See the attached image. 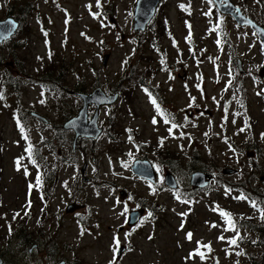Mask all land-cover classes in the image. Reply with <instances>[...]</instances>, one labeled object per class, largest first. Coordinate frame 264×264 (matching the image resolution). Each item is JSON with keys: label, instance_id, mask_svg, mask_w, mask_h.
I'll return each mask as SVG.
<instances>
[{"label": "rangeland", "instance_id": "obj_1", "mask_svg": "<svg viewBox=\"0 0 264 264\" xmlns=\"http://www.w3.org/2000/svg\"><path fill=\"white\" fill-rule=\"evenodd\" d=\"M261 1L244 6L264 27ZM134 3L0 0V20L17 13L25 17L16 44L0 45L2 264H260L264 259V45L229 18L224 20L227 39L220 36L223 26L215 21L221 16L211 0H161L157 38L143 36L147 30H133ZM103 55H108L104 65ZM15 57L24 61L23 80L17 83L7 77L8 72L17 77ZM232 58L239 60L240 73ZM130 68L139 80L131 86L123 80ZM52 77L64 92L47 89V100L35 104L42 92L38 81ZM97 87L118 97L97 109L102 133L77 140L75 151L74 133L55 131L29 115L36 112L60 125L82 103L71 91ZM18 108L28 132L17 131ZM94 113L90 105L88 116ZM173 123L179 127L170 134ZM44 138L49 145H43ZM28 139L40 158H48L43 210ZM134 156L152 163L155 186L131 173ZM193 171L211 175L206 188L190 185ZM172 172L176 189L162 178ZM246 175L255 208V200L237 199L242 194L236 187ZM69 203L75 205L72 212L65 209ZM136 209H142V217L128 226L127 214ZM222 211L232 213L235 231L224 230ZM237 232L242 239L232 245ZM120 245L124 249L117 256Z\"/></svg>", "mask_w": 264, "mask_h": 264}, {"label": "water", "instance_id": "obj_2", "mask_svg": "<svg viewBox=\"0 0 264 264\" xmlns=\"http://www.w3.org/2000/svg\"><path fill=\"white\" fill-rule=\"evenodd\" d=\"M160 0H137L135 4L134 9V16H133V29L135 31H142L145 29L146 24L149 22V20L152 18L155 8ZM220 0H215V2L218 4L219 9L227 14L232 15V17L236 20V22L240 25H250L253 27L258 34H260V38L264 41V32L261 28L257 27L256 24L244 16L240 10L236 7H234L229 1L226 0V4L219 5ZM224 6V7H223ZM223 7V9H222ZM227 7V8H226ZM15 24V27H11V23ZM17 23L15 20L11 17H7L4 20L0 21V42L3 40L9 38L14 31L16 30ZM108 59V55H104L103 57V63ZM239 66V65H238ZM240 69V68H239ZM241 71V70H239ZM78 95L81 97L83 105L76 117H73L72 119L68 120L64 125V129H72L75 132V141L78 137H86V138H97V136L101 132V128L97 125V109L103 105V104H111L113 103L118 96V93L115 91L112 94L106 95L101 88H95L90 93H78ZM89 104L95 105V113L93 117L88 121L87 120V108ZM84 170V167L81 169V171ZM131 172L141 178H145L150 180L151 182L155 181V173L152 169V166L149 161L146 159L143 160H135L133 164L131 165ZM210 174H206L201 171H193L190 175V185L194 186L195 188H205L207 187L209 183ZM165 183L171 187H176V181L172 174H166ZM71 207L68 208L70 210ZM142 210L136 209L132 210L128 214V224L134 225L138 222V220L141 217ZM121 228H117V232L120 231ZM123 247L120 246L117 251V255H120L123 251ZM1 264V261H0ZM57 264H65L64 261H61Z\"/></svg>", "mask_w": 264, "mask_h": 264}, {"label": "flooded vegetation", "instance_id": "obj_3", "mask_svg": "<svg viewBox=\"0 0 264 264\" xmlns=\"http://www.w3.org/2000/svg\"><path fill=\"white\" fill-rule=\"evenodd\" d=\"M240 8L242 9V11L244 12L245 15L249 16L248 11L246 10V7L245 6H240ZM14 44H16V38L14 39ZM13 62L15 64L16 69H13L12 71L15 72L13 74H15L17 77H15V76L12 75L11 78H10V80L12 82L17 83L19 80H23L22 72L20 71L19 67L22 65V62H24V61H20L17 57H15L13 59ZM47 79L49 80V82H46V81H38V84L37 85H40V90L42 92H40V94L37 95L38 96V100H36V103L35 104L43 105V103L47 100V95H46V92H45L47 89L49 90V89L56 88L57 90H59L61 92H64L63 91V88L60 86V83H59V79L58 78H53L52 77V78H47ZM77 82H79V80ZM75 92H77V91H71V93L73 95H75ZM41 101H43V103H41ZM80 107L81 106H79V108ZM29 115L30 116H34L37 121L41 122L45 126L51 128V129H53L55 131L63 130V123L67 119H69L70 117H72V116H70L69 118H67L60 125H55V123H49L48 119L45 116L41 115V114H40V116L43 117V120L44 121L41 120L39 116L33 115L32 112H29ZM14 116H15L14 119H15V122H16L17 126H20V127L22 126L23 128H27V125L25 123L24 117L22 116L21 110L19 108L15 111ZM46 159L48 160V158H46ZM46 159L43 158V157H41V158H38L36 160V164L31 163V165L32 166H35L37 168V170H38L37 171V174H36V178H32V180L35 181L38 176L40 178L39 179V183H38V187H39V195H38V197H39V199L41 201V206H42V209L41 210H43L44 207L48 204L47 201H46V196H45V195H47V192H45V189H44V183H45L44 182V174H45V171H48V168L45 167V165H46ZM54 161L57 162V165L62 164L61 161L58 160V159L57 160H54ZM69 205L71 206L70 211L72 212L75 209V205L72 204V203H69L67 206H69ZM25 215H26V218H28V219L32 217L29 212H26ZM15 217H17V216H15ZM40 224H41V221H40ZM22 236H24V235H22ZM21 241L23 242V240H21ZM65 264H66V262H65Z\"/></svg>", "mask_w": 264, "mask_h": 264}, {"label": "snow or ice", "instance_id": "obj_4", "mask_svg": "<svg viewBox=\"0 0 264 264\" xmlns=\"http://www.w3.org/2000/svg\"><path fill=\"white\" fill-rule=\"evenodd\" d=\"M97 2H98V4H99V0H97ZM181 7L184 8V5H181ZM10 23H11V22H10ZM11 27L14 28V27H15V24H14V23H11ZM189 27H190V26H189ZM218 43H219V41H218ZM145 91H147V89H145ZM149 95H150V97H151V93H149ZM151 102L156 106L158 112H160L161 115H165V113L163 112V110L160 109V105L157 103V100H156L154 97L152 98ZM41 103H43V101H41ZM168 122H169V119L166 117V119H165V123H168ZM153 123H156V119H155V118H153ZM176 127H179V125H176L175 123H173V124L171 125V127L169 128V133L171 134L172 129H173V128H176ZM243 130H244V129H241V131H243ZM21 131H23V127H22V126H21ZM181 135H183V133H181ZM262 135H264V134H262ZM25 139H27V137H25ZM129 139H131V137H129ZM161 143H162V141H161ZM26 151L29 153V156L31 157V156H32V146L29 145V147L26 149ZM31 163L36 164V160H35V159H32V160H31ZM17 165H18V169H19V160L17 161ZM125 166H126V165H125ZM26 174H27V172H26ZM39 179H40V178H39V176H38V177H37V181H38V182H39ZM30 188H31V185H30ZM177 198H179V197H177ZM237 199H247V197H245V196H241V197H237ZM251 206L255 208V207H257V203H256L255 201H252V202H251ZM29 207H30V202H29ZM260 211H261V216H262V218H264V209H260ZM17 215H18V214H17ZM148 215L151 216L152 214L149 213ZM181 215H182V216H187L188 213H181ZM221 215H222L223 218L226 219V222H227V225H228V227L225 228L224 230H225V231H228V230H233V231H235V230H236V225H235V221H234V219H233V215H232V213L227 212V211H222V212H221ZM212 226H213V227H216L215 224H213ZM181 227H183V225H181ZM82 234H83V230L81 231V235H82ZM191 236H192V234H191V233H188V238H189V239L191 238ZM149 238L151 239V237H149ZM219 239L223 240V239H225V237H224V236H220ZM238 239H242V237L239 236V232H237V233H236V236H235L234 238H232L229 242H230V244L235 245V244H237V240H238ZM114 242L118 245V244H119V239L114 238ZM198 243H199V242H198ZM204 247L208 248L209 251H211L210 245H204ZM114 251H115V249H114ZM197 254L200 255L201 259H204V253H203V252H200L199 249H197ZM238 254H239V253H238Z\"/></svg>", "mask_w": 264, "mask_h": 264}, {"label": "trees", "instance_id": "obj_5", "mask_svg": "<svg viewBox=\"0 0 264 264\" xmlns=\"http://www.w3.org/2000/svg\"><path fill=\"white\" fill-rule=\"evenodd\" d=\"M244 2H246L247 0H243ZM261 1V0H260ZM261 4H262V7H264V1L263 2H261ZM21 12H23L22 10H20ZM16 18H17V20H19L21 23L24 21V19H25V17H24V14H17L16 15ZM155 33H157V26L155 27V28H153L152 29V35L153 34H155ZM20 60V59H19ZM236 59L235 58H232V62L233 63H236V61H235ZM21 61V60H20ZM133 72H134V68H130L129 69V73L125 76V78H123V80L124 81H127V82H130V86L131 85H133V84H135V83H138L139 82V80H137V78L136 77H134V76H132V74H133ZM8 78L9 77H11V74L8 72V76H7ZM7 85H9V84H7ZM47 138H45V140H46ZM37 153V152H36ZM241 170H244V167H242L241 168ZM240 170V171H241ZM252 172H249L248 173V175H250ZM244 183H240V187H236V190L239 192V193H241L242 194V196H245V197H247L248 199H251V200H255V202L257 201V199L255 198V197H253V194L252 195H250L249 194V192H252V190H251V188L249 187V183H250V181H249V178H248V176L246 175L245 176V178H244ZM227 183L226 182H224V187H227V188H229L227 185H226ZM248 192V193H247ZM258 202V201H257ZM256 202V203H257ZM258 205V204H257ZM250 220H247L246 222H249ZM263 258L261 259V261L259 262L260 264H264V262H263Z\"/></svg>", "mask_w": 264, "mask_h": 264}, {"label": "bare ground", "instance_id": "obj_6", "mask_svg": "<svg viewBox=\"0 0 264 264\" xmlns=\"http://www.w3.org/2000/svg\"><path fill=\"white\" fill-rule=\"evenodd\" d=\"M7 17H11V18H13L14 20H15V22L17 23V27H16V30L14 31V33L9 37V38H7V39H5V40H3L2 42H0V45H2L3 43H5V42H7V41H13L14 42V36L16 35V33L17 32H19V30H20V27H21V25H22V23L19 21V20H17V18H16V16H10V15H7V16H5L3 19H1V20H4V19H6ZM0 20V21H1Z\"/></svg>", "mask_w": 264, "mask_h": 264}]
</instances>
